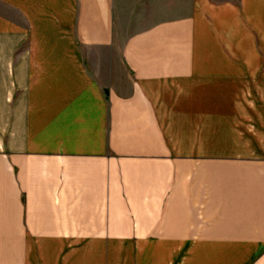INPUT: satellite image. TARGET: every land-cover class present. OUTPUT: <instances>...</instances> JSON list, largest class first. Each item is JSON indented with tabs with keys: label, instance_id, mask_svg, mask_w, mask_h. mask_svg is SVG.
Returning <instances> with one entry per match:
<instances>
[{
	"label": "crops",
	"instance_id": "1",
	"mask_svg": "<svg viewBox=\"0 0 264 264\" xmlns=\"http://www.w3.org/2000/svg\"><path fill=\"white\" fill-rule=\"evenodd\" d=\"M0 0V264H264V0Z\"/></svg>",
	"mask_w": 264,
	"mask_h": 264
},
{
	"label": "rangeland",
	"instance_id": "2",
	"mask_svg": "<svg viewBox=\"0 0 264 264\" xmlns=\"http://www.w3.org/2000/svg\"><path fill=\"white\" fill-rule=\"evenodd\" d=\"M182 1V0H181ZM119 21L126 33L173 15L179 0H118Z\"/></svg>",
	"mask_w": 264,
	"mask_h": 264
}]
</instances>
